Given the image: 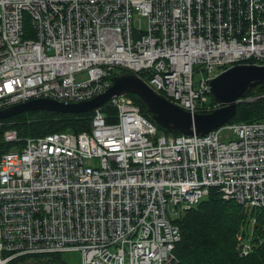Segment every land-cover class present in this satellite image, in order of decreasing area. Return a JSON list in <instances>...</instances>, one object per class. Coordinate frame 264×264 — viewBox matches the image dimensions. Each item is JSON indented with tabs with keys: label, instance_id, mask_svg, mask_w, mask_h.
Masks as SVG:
<instances>
[{
	"label": "built area",
	"instance_id": "1",
	"mask_svg": "<svg viewBox=\"0 0 264 264\" xmlns=\"http://www.w3.org/2000/svg\"><path fill=\"white\" fill-rule=\"evenodd\" d=\"M236 64H264V0H0V110L33 98L84 102L117 67L201 114L214 109L210 79ZM106 105L111 124L100 106L90 132L0 148V264L67 251L80 252L79 264H176L174 221L209 189L264 214V120L172 136L127 94ZM0 134L19 139L10 127ZM255 221L239 256L252 250Z\"/></svg>",
	"mask_w": 264,
	"mask_h": 264
},
{
	"label": "trees",
	"instance_id": "2",
	"mask_svg": "<svg viewBox=\"0 0 264 264\" xmlns=\"http://www.w3.org/2000/svg\"><path fill=\"white\" fill-rule=\"evenodd\" d=\"M124 70L117 67L111 69L112 75H121ZM131 97L143 116L151 121L145 112V104L131 94ZM251 96L254 100H247ZM240 102L236 103V115L228 123L264 120V89L251 91ZM214 104L213 100L208 102ZM210 108L207 111H210ZM101 111L105 123L111 124L117 120L116 111L111 106L102 105ZM205 111V112H207ZM203 112V113H205ZM92 111L83 114L54 113L51 111L32 110L18 113L13 117L2 120L1 130L10 127L18 136L15 143L2 142L0 134V148L3 151L17 148L24 138L42 137L47 133H85L89 131ZM155 124V123H154ZM159 134H170L168 130L158 128ZM0 130V132H1ZM255 216V224L251 227L252 250L246 257L238 255V242L249 236L250 217ZM249 221L247 229L243 224ZM178 225L181 240L175 244L176 264H264V214H257L234 202L221 199L214 189L208 190V196L199 200L195 206L182 212L175 220ZM63 253L49 252V254H25L13 258L9 264H65Z\"/></svg>",
	"mask_w": 264,
	"mask_h": 264
},
{
	"label": "water",
	"instance_id": "3",
	"mask_svg": "<svg viewBox=\"0 0 264 264\" xmlns=\"http://www.w3.org/2000/svg\"><path fill=\"white\" fill-rule=\"evenodd\" d=\"M110 86L93 98L84 102H71L64 104L49 98H33L26 102L8 106L0 110V121L13 117L18 113L38 111H51L54 113H78L97 109L106 105L114 96L131 94L145 104V112L150 116L158 128L168 130L174 135H198L203 137L209 131H216L224 123H228L236 115V103L245 98L251 91L264 89V64L261 65H232L225 71L210 79L209 94L214 102V109L205 113L185 112L172 102L158 96L148 88L139 77L124 70L121 75L111 76Z\"/></svg>",
	"mask_w": 264,
	"mask_h": 264
},
{
	"label": "rangeland",
	"instance_id": "4",
	"mask_svg": "<svg viewBox=\"0 0 264 264\" xmlns=\"http://www.w3.org/2000/svg\"><path fill=\"white\" fill-rule=\"evenodd\" d=\"M200 78H201V74L198 73L196 70H194L193 71V76L191 78L193 87L196 88L197 83L200 80ZM208 100L210 101V95L208 96ZM65 133H68V132H65ZM93 164H95V163H93ZM248 224H249V221L247 220V222L242 225L243 228L247 229ZM242 242H243V244H246L247 240L242 238ZM64 253L65 254H63L62 258L64 259L65 264H79L80 256H81L80 252H78V251H76V252H68L67 251V252H64Z\"/></svg>",
	"mask_w": 264,
	"mask_h": 264
}]
</instances>
